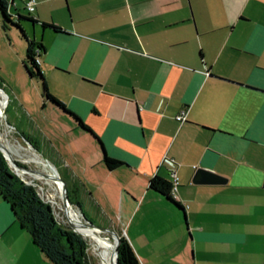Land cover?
<instances>
[{"label":"crops","instance_id":"obj_1","mask_svg":"<svg viewBox=\"0 0 264 264\" xmlns=\"http://www.w3.org/2000/svg\"><path fill=\"white\" fill-rule=\"evenodd\" d=\"M30 16L48 92L87 129L44 99L14 35L2 83L87 208L140 264H264V0H35ZM198 166L225 180L192 182ZM170 170L181 208L147 186ZM26 233L0 196V257L24 264Z\"/></svg>","mask_w":264,"mask_h":264},{"label":"trees","instance_id":"obj_2","mask_svg":"<svg viewBox=\"0 0 264 264\" xmlns=\"http://www.w3.org/2000/svg\"><path fill=\"white\" fill-rule=\"evenodd\" d=\"M13 0H0V23L3 29L6 25H12L19 30L21 36L25 40V52L23 67L29 76L36 77L40 84V93L44 99L54 102L59 107L70 113L76 121L83 127H87L81 120L72 112L66 110L64 106L55 99L47 90L42 74L37 67L35 57L38 56L39 51L42 49V44L39 40L28 38L19 24V20H25L31 24L37 23L22 7L27 14L23 15L13 11L12 14L8 12L9 7L12 5ZM10 5V6H9ZM42 29H49L53 31L60 30L54 24L39 22ZM5 102L4 94L0 92V104L3 109ZM23 139L26 140L33 148L36 145L33 140L26 134L21 133ZM99 141V140H98ZM3 147L13 156V152ZM101 160L107 168H114L122 163L121 160L108 156L102 151ZM45 168V167H44ZM46 169V168H45ZM19 174L27 175L30 178L29 172L23 174V170H18ZM53 185L58 189L56 182ZM147 186L158 193L162 194L167 200L175 206L181 205L172 197L170 193V181L153 175L148 178ZM0 196L6 201L12 211L14 220L22 227L31 237L32 243L38 248L42 255L52 264H90L86 252V244L84 239L76 232L68 230L59 225L52 213L48 203L36 192V190L28 183L20 180L8 166L6 160L0 152ZM70 202V201H69ZM79 206V204H77ZM80 209V207H79ZM83 214V213H82ZM112 228L108 225H105ZM103 227V226H100ZM75 228V227H74ZM113 229V228H112ZM119 235L117 245V264H140L134 251L129 245L126 238L118 231L113 229ZM104 247L112 254L113 241L110 236L102 235L100 231L94 229ZM112 264V259L110 258Z\"/></svg>","mask_w":264,"mask_h":264},{"label":"rangeland","instance_id":"obj_3","mask_svg":"<svg viewBox=\"0 0 264 264\" xmlns=\"http://www.w3.org/2000/svg\"><path fill=\"white\" fill-rule=\"evenodd\" d=\"M15 10L20 14H23V15L27 14V12L22 8V5L19 6V4H18L17 9L13 8V6L11 5V11L9 13L12 14V12ZM19 24L23 28L26 36L28 38H31L32 37V32H31L32 31V25H31V23L27 22L25 20H19ZM8 35H14L15 38L17 37L16 41H13L12 43H14L16 45L20 44L22 47H23V45L25 46V40L21 36L18 29H16L14 26L9 25V24L6 25L5 29H3L1 27V23H0V37H1V39H0V54L3 56V59L0 61V62H2L1 66H0L1 67L0 68V88L6 94V101H5V104H4L3 109H2V117H1V123H2L1 129L2 130H0V137H1V133L3 131V127L5 126L4 129H6L8 131L7 132V139L9 141V143L12 145V147L14 148L13 158L15 159V161L17 163L22 164V165L29 167V168L39 169L38 165L35 162L31 161L30 158L28 157L29 155L35 154V155L41 157L42 159H46L51 165H53L55 167L59 176L66 183L68 200L70 201V203L72 205V207H70V209H72V210L76 209L80 213L81 216H84L87 220L91 221L92 223H94L96 225H102V226L108 225V226L112 227L113 229H115L116 225L113 224V222H111L108 219H105L104 216L100 217V214H98V213L95 215L94 210L91 206L89 208H87L86 199L84 198V196L82 194L81 188L76 184H72V182L70 180L65 178L59 164L56 161H53L51 159L52 155H50V154L53 151L49 148V142L47 140H43L40 138H37V139L31 138L33 140V143L36 145V148H33L26 140L21 138L20 132H19V123H20L19 122V116L21 115L20 109L17 108L16 103H13L11 101V99H10L7 91L4 89V86L2 83V81H3L2 79L5 75L4 74V70H5L4 64L9 62V60L7 58H5L8 56V55L7 56L5 55L6 51H7L6 46H5V42L7 41L6 37H8ZM11 37H10V40H11ZM7 54H9V51H7ZM27 150H29V151H27ZM56 151L57 150L54 151L55 156H57ZM9 167H10L11 171L14 173L11 166H9ZM42 168H43V172L46 173V169L44 167H42ZM26 173L23 172V174H26ZM14 174H16V173H14ZM16 175L20 178V180L26 181L30 186H32L36 190V192L48 203V205L50 206V208L52 210L53 216L59 225H61L62 227L66 228V229H67V225H69L74 231H77L74 228V226L76 225L75 227L76 228L78 227L80 230V224H82L83 228L82 227L81 228L83 230H85L88 235L91 234L90 231L88 232L89 228L85 224L81 223L75 217L67 216L64 211L59 209V207H57L56 205H53V203L49 199L50 194L51 195L55 194V196H57L56 200L58 201V203H60L59 192H58L57 188L50 181L49 182L51 184L48 182L47 178H43L45 183H46L45 184L39 179H35V180L31 179L27 175H21L19 173ZM77 204H79V206ZM79 207H80V209H79ZM69 219L71 220V222L74 225L69 224ZM85 226L88 228V230ZM120 231H122V226H120ZM101 234L104 236H106V235L110 236L108 233H105V232H101ZM116 235L119 239V235L117 233H116ZM26 236L28 238L27 250H29V251L25 252V256L22 258V260L25 261L24 264H51L47 259L42 257V255L40 253H38V250L32 244L31 237L28 234ZM82 238L84 239L85 244H86L85 249H86L90 264H98V259H97L96 255H94L95 253H94L93 248H91L92 246L90 244L89 239L83 235H82ZM104 249H106V248L104 247ZM108 253H109V251H108ZM12 257H13V254L11 252H6L5 257H3V258L0 257V264H13V261H11ZM171 264H173V262H171Z\"/></svg>","mask_w":264,"mask_h":264},{"label":"bare ground","instance_id":"obj_4","mask_svg":"<svg viewBox=\"0 0 264 264\" xmlns=\"http://www.w3.org/2000/svg\"><path fill=\"white\" fill-rule=\"evenodd\" d=\"M0 92H2L4 94V98H5V101H6V94L5 92L0 88ZM5 104V102H4ZM4 106V105H3ZM1 117H2V108H1V104H0V130L1 129V126H2V123H1ZM5 127V126H4ZM3 127V131L1 133V137H0V146L2 147V150L12 156L4 147H7L8 149H10L13 153H14V148L12 147V145L9 143L8 139H7V130L4 129ZM14 144V143H13ZM16 150V149H15ZM29 151V150H27ZM32 152V151H31ZM20 155V154H19ZM13 157V156H12ZM30 158L31 161L35 162L39 169H37V172H34V173H29L30 175V178L31 179H39L41 180L43 183H45L44 179L43 178H47L48 182L50 181L52 184L53 182L51 180H53L54 182H56L57 186H58V192H59V200H60V203H58V201L56 200V197L55 194H50V197L49 199L51 200V202L53 203V205H56L57 207H59L60 210L64 211L65 214L69 217H75L76 219H78L81 223L85 224L88 228V232L90 231V235L87 234V232L85 230H83L82 228V224H80V230L79 228L75 227V229L77 230V232L81 233V235L85 236L86 238L89 239L90 241V244H91V248H93L94 250V255H96L97 259H98V264H111L110 263V259H109V256L110 258L112 259L113 261V248H114V245H115V242H116V234L114 232H111L110 230H108L107 228H104V227H100V226H97V225H89L87 222H85L82 218V216L80 215V213L76 210V209H70V207H72L71 204H68L66 203L65 205H63L62 203V200H61V185L58 181H56V179L53 177L52 175V171L50 169V167L46 164V162L39 156L35 155V154H32V155H29L28 156ZM19 158V157H18ZM46 168V175L45 172H43V166ZM49 182V183H50ZM50 183V184H51ZM46 184V183H45ZM68 217V218H69ZM69 224L70 225H74L71 220L69 219ZM82 227V228H81ZM94 229L100 231V232H105V233H108L110 236H111V239L113 241V246H112V254L110 255L108 253V251L106 249H104V245L103 243L100 241V239L98 238L97 234L95 233Z\"/></svg>","mask_w":264,"mask_h":264},{"label":"water","instance_id":"obj_5","mask_svg":"<svg viewBox=\"0 0 264 264\" xmlns=\"http://www.w3.org/2000/svg\"><path fill=\"white\" fill-rule=\"evenodd\" d=\"M21 138H23V137H21ZM0 152H1L2 156L4 157V159L6 160L7 164L9 166H11L12 170L14 171V173L18 174V170L19 169L23 170V172H25V173L26 172H29V173L37 172V169H35V168H29V167H26V166H24L22 164L17 163L12 156L6 154L2 150L1 146H0ZM43 160L50 167L53 177L61 185V200H62L63 205H65L66 203L71 204L69 202V200H68V195H67V189H66L65 181L59 176V174L57 173V171H56V169H55V167L53 165H51L46 159H43ZM44 175H46V173ZM224 180H225L224 176H222L220 174H217L216 172H213L210 169L203 168V167H200V166H198V167H196L194 169L193 174L191 176V181L192 182H203V183L214 182V183H220V182H223ZM24 182L27 183L26 181H24ZM82 218L89 225H96V224L92 223L91 221L87 220L84 216H82ZM97 226H102V225H97ZM103 227L107 228L111 232L115 233V231L112 228H109V227H106V226H103ZM67 229L71 230V231H74L69 225H67ZM74 232L78 233L82 237L81 233H79L77 231H74ZM118 241H119V239H118V237L116 235V242H115V245H114V248H113V261H112V264H117V259H118L117 245H118Z\"/></svg>","mask_w":264,"mask_h":264},{"label":"built area","instance_id":"obj_6","mask_svg":"<svg viewBox=\"0 0 264 264\" xmlns=\"http://www.w3.org/2000/svg\"><path fill=\"white\" fill-rule=\"evenodd\" d=\"M19 1L22 3L23 7L25 8L27 12L31 13L33 11L35 0H19ZM35 62H37V57H35ZM174 117L176 120H182L184 118L183 111H180ZM162 161L169 166L173 164V161L171 158L164 157L162 158ZM169 181H170V193L172 194L176 186V176L172 170H170V180Z\"/></svg>","mask_w":264,"mask_h":264},{"label":"flooded vegetation","instance_id":"obj_7","mask_svg":"<svg viewBox=\"0 0 264 264\" xmlns=\"http://www.w3.org/2000/svg\"><path fill=\"white\" fill-rule=\"evenodd\" d=\"M42 165V164H41ZM43 166V165H42ZM44 167V166H43Z\"/></svg>","mask_w":264,"mask_h":264}]
</instances>
